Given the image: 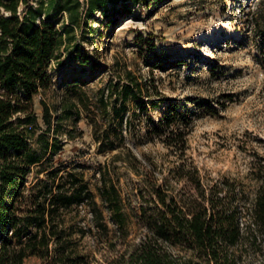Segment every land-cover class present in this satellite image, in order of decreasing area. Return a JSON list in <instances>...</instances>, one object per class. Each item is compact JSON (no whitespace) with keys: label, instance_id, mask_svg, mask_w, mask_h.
I'll return each mask as SVG.
<instances>
[{"label":"trees","instance_id":"obj_1","mask_svg":"<svg viewBox=\"0 0 264 264\" xmlns=\"http://www.w3.org/2000/svg\"><path fill=\"white\" fill-rule=\"evenodd\" d=\"M126 1L0 0V264H243L248 258V264H264V155L251 162L252 192L228 177L205 182L186 159L193 111L126 67L108 81L94 109L80 102L91 112L98 151L117 149L111 163L121 162L138 184L124 196L120 180L105 167L108 181L103 172L97 202L80 177L71 172L74 179L58 181L55 170L47 173L48 181L37 183V190L25 193L31 167L58 147L47 137L54 113L41 101L46 127L37 133L34 110V97L52 87L49 67L64 42L54 20L65 15L66 32L94 20L107 29L130 13ZM136 43L143 45L142 37ZM65 105L62 112L69 117L77 105ZM161 105L166 107L159 124L147 136L177 157L170 177L179 187L123 142L126 114ZM55 112L58 123L63 115ZM33 138L40 146L35 153L30 151ZM72 208L76 215L67 218L64 212ZM79 208L90 215L86 226L76 219ZM133 224L140 237L130 249ZM87 236L112 255L98 258L100 249L83 243Z\"/></svg>","mask_w":264,"mask_h":264},{"label":"rangeland","instance_id":"obj_2","mask_svg":"<svg viewBox=\"0 0 264 264\" xmlns=\"http://www.w3.org/2000/svg\"><path fill=\"white\" fill-rule=\"evenodd\" d=\"M126 5L130 13L107 29L94 20L66 32V16L54 20L64 42L49 67L52 87L34 97V110L37 133L46 127L41 101L54 113L47 137L57 141L58 147L41 165L31 167L25 193L37 190V183L48 181L47 173L55 170H59L58 181L74 179L68 175L71 172L80 177L97 202L103 172L108 181L107 167L110 176L120 180L124 196L138 184L136 175L121 162L111 163L117 149L98 151L89 122L91 112L80 102L82 98L94 109L108 81L124 67L142 79H151L162 94L193 111L186 159L205 182L228 177L254 191L256 184L248 175L251 162L257 154L264 155V0H127ZM97 17L104 20L100 14ZM139 37L143 45L136 43ZM70 101L77 106L68 117L62 110ZM165 107L147 106L140 114H126L129 122L122 127L123 142L179 187L170 177L177 157L154 136H150L153 140L147 136L150 127L158 126ZM55 109L63 115L58 123ZM30 151H40L34 138ZM79 209L78 224L86 226L90 215ZM64 215L69 218L76 210ZM139 237L133 224L128 248ZM83 243L100 249L98 258L112 255L89 236Z\"/></svg>","mask_w":264,"mask_h":264}]
</instances>
